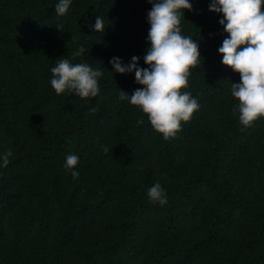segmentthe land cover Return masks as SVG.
<instances>
[{
	"label": "trees",
	"instance_id": "trees-1",
	"mask_svg": "<svg viewBox=\"0 0 264 264\" xmlns=\"http://www.w3.org/2000/svg\"><path fill=\"white\" fill-rule=\"evenodd\" d=\"M58 2L0 0V264H264V117L240 123L213 0H189L181 18L201 55L181 92L199 108L168 140L120 98L142 87L135 73L110 63L148 68L152 4L71 0L61 17ZM60 59L101 70L98 95H57ZM157 182L163 206L147 195Z\"/></svg>",
	"mask_w": 264,
	"mask_h": 264
},
{
	"label": "clouds",
	"instance_id": "clouds-1",
	"mask_svg": "<svg viewBox=\"0 0 264 264\" xmlns=\"http://www.w3.org/2000/svg\"><path fill=\"white\" fill-rule=\"evenodd\" d=\"M152 4L148 13L150 47L144 57L148 68L138 67L139 58L133 56L131 63L122 66L119 58H112L115 72L135 73V81L141 85L131 96L123 91L121 99H129L147 115L152 128L163 135L165 140L175 138L180 131L181 122H188L199 104L190 93L181 92L187 88L190 70L197 66L201 55L198 44L190 37L181 34V18L185 10L191 11L189 0H148ZM71 0H59L55 13L64 16ZM264 0H213L210 11L220 13L228 38L218 49L222 64L240 75L239 84L232 83V96L239 101L240 123L251 127L257 119L264 117ZM184 10V11H182ZM104 21L97 16L94 31L102 32ZM85 52L80 47L73 58ZM51 86L59 95L66 90L75 91L82 99L96 97L99 93L98 78L101 70L93 69L86 63L72 64L68 59H60L51 69ZM95 111V109H92ZM142 124L143 120H138ZM107 152L108 148L105 147ZM13 153L2 156V166L6 167ZM78 156L69 154L65 168L72 170L78 164ZM73 179L79 173L71 172ZM147 195L152 203L167 204V194L160 183L148 189Z\"/></svg>",
	"mask_w": 264,
	"mask_h": 264
}]
</instances>
